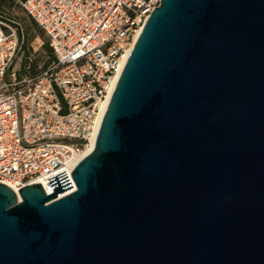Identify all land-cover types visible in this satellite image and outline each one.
<instances>
[{"label": "water", "instance_id": "1", "mask_svg": "<svg viewBox=\"0 0 264 264\" xmlns=\"http://www.w3.org/2000/svg\"><path fill=\"white\" fill-rule=\"evenodd\" d=\"M71 174L0 182V264H264V0H161Z\"/></svg>", "mask_w": 264, "mask_h": 264}, {"label": "built area", "instance_id": "2", "mask_svg": "<svg viewBox=\"0 0 264 264\" xmlns=\"http://www.w3.org/2000/svg\"><path fill=\"white\" fill-rule=\"evenodd\" d=\"M19 2L56 60L37 76H20L11 68L20 31L0 17V182L15 190L41 183L52 193L49 178L65 171L76 190L71 171L95 142L105 103L161 0Z\"/></svg>", "mask_w": 264, "mask_h": 264}, {"label": "trees", "instance_id": "3", "mask_svg": "<svg viewBox=\"0 0 264 264\" xmlns=\"http://www.w3.org/2000/svg\"><path fill=\"white\" fill-rule=\"evenodd\" d=\"M17 0H0V17L10 21L13 25L18 27L20 31L21 47L26 50V48L31 47V42L35 36L40 37L43 40V49L47 52L48 59L43 63L42 67L39 66L38 60H31L29 54H25L23 61V67L20 70V76L22 74L34 77L43 72V69H47L56 60V56L52 47L49 44V40L45 37L44 31L40 28L37 22L31 18L29 26L25 31L21 29L20 22L12 19L7 13V9L14 7Z\"/></svg>", "mask_w": 264, "mask_h": 264}, {"label": "rangeland", "instance_id": "4", "mask_svg": "<svg viewBox=\"0 0 264 264\" xmlns=\"http://www.w3.org/2000/svg\"><path fill=\"white\" fill-rule=\"evenodd\" d=\"M7 13L12 19L20 22L22 31H25V29L29 26L31 17L24 11L19 0H17V3L14 7L7 9ZM45 37L47 36L45 35ZM42 45L43 40L40 37L35 36L31 42L30 48H26V50L22 47L20 48V51L16 55L11 68L17 70V72L20 74V70L23 67L25 54H29V58L31 60H38L39 66L42 67L43 63L48 59L47 52L43 49ZM45 70L46 69H43L42 71ZM24 75L25 74H22L21 76Z\"/></svg>", "mask_w": 264, "mask_h": 264}, {"label": "bare ground", "instance_id": "5", "mask_svg": "<svg viewBox=\"0 0 264 264\" xmlns=\"http://www.w3.org/2000/svg\"><path fill=\"white\" fill-rule=\"evenodd\" d=\"M108 103H109V101H107L105 103V106H104V109H103V114H104V112H105V110H106V108L108 106ZM94 144H95V142L93 141L92 144L81 153V155L79 156V159L84 157V156H86L88 153H90L93 150V148H94ZM74 189H75V187H73L72 189L66 190V191L62 192L60 196H64V195L72 192Z\"/></svg>", "mask_w": 264, "mask_h": 264}]
</instances>
